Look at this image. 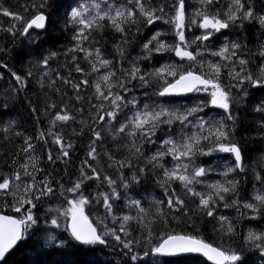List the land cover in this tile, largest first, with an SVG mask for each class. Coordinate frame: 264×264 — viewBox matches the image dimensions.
<instances>
[{"label": "snow or ice", "instance_id": "obj_1", "mask_svg": "<svg viewBox=\"0 0 264 264\" xmlns=\"http://www.w3.org/2000/svg\"><path fill=\"white\" fill-rule=\"evenodd\" d=\"M198 4H0V17L10 21L0 24L6 38L0 44V81L12 78L0 91V132L4 140L20 142L11 155L0 154L7 169H0V264L22 249L33 254L23 264H98L82 257L117 248L120 264H170L161 258L191 254L210 264H264V150L256 167L248 166L245 152L252 139L264 144V8L257 10L250 0ZM257 25L253 52L247 29ZM69 30L71 46L57 47V33ZM109 31L111 51L105 47ZM61 55L67 76L51 68ZM31 81L39 86L36 101L27 97ZM190 94L203 95L191 104L180 102ZM23 100L31 133L14 118ZM41 116L46 128L35 127L43 123ZM242 128L256 136L238 135ZM74 137H87V144L69 172ZM221 154L231 159L201 160L219 161ZM213 173L222 179L209 181ZM150 181L163 189L164 199L146 208L141 193ZM52 202L56 206L41 213ZM221 207L236 217L222 214ZM174 213L187 219L190 230L170 226ZM193 217L214 222L219 239L201 234ZM156 220L162 230L152 227ZM239 224L254 226L244 232Z\"/></svg>", "mask_w": 264, "mask_h": 264}, {"label": "trees", "instance_id": "obj_2", "mask_svg": "<svg viewBox=\"0 0 264 264\" xmlns=\"http://www.w3.org/2000/svg\"><path fill=\"white\" fill-rule=\"evenodd\" d=\"M25 2V0H0V4H3L4 6H8L9 4L16 6L18 4H23ZM221 4H222V0H221ZM219 6V5H218ZM10 21L7 18H2L0 17V24H3L4 26H7L8 23ZM239 34L238 32L233 33V37ZM258 34L257 33V28L255 27H249L247 29V35H248V47L252 48L254 47L257 43L256 39H255V35ZM112 33L109 31L108 35L105 37L108 40V43L105 45V47L111 51L112 48ZM71 36H72V32L71 30L64 32V33H57V37L59 39V45H57V47H59L60 45H68L71 46ZM6 42V38H5V34L3 32H0V44H3ZM9 47H12L11 43L8 44ZM65 60L64 57L61 55L55 62L52 63L51 68L58 70L61 72V74L67 76V70H65L62 65L64 64ZM8 63L10 65L15 64L14 60H9ZM158 66V65H157ZM256 69H253V71H255ZM73 78H78L79 74L75 73L73 71ZM11 77L7 76L5 81H0V91L3 90L4 87H7L10 83H11ZM58 87H61L62 91H67L69 96H74V93L72 92V89L70 86H63L59 83H57ZM34 93H36L37 95L40 94V90H39V86L35 83V81H31L29 84V87L27 89V97L32 99L33 101H36L37 99V95H34ZM90 94V93H89ZM23 95V94H22ZM56 99H58V94L55 97ZM65 101H67V97H65ZM27 104V100H23L22 103H17L15 105V109H14V118L19 119V122L24 126V128L27 129V131L29 133L33 132L34 130V126H33V120L29 119L28 117V113L25 111L23 105ZM85 107H87V105H85ZM42 108V105H41ZM18 113V116H16L15 114ZM41 120L43 121L42 124H36L35 127H47V120L41 116ZM75 126V125H74ZM23 130V129H21ZM68 131L70 132L71 129H68ZM252 135L253 137L256 136V132L254 129H248V132L245 133V130L242 128V130H240L238 135ZM13 141H15V138L12 137L11 138ZM74 142L76 143V150L73 152V160L69 166V172L74 171L75 167L78 166L80 159L83 158L84 156V146L87 144V137H84L82 139H77V138H73ZM19 141H15V143H11L7 140H4L3 138V133L0 132V154H3L5 152H7L9 155H11V153L13 152L15 147L19 146ZM264 148V144H262V142L258 139H252L250 140L246 145H245V152L248 158L253 159L254 161L251 162L250 165H248L249 167H256L257 166V162L258 159L261 155V152L259 154H257V151L259 149H263ZM154 150V149H153ZM120 156H117V159H119ZM45 165H46V160H45ZM0 169L2 170H7L6 168H4L3 166V160H0ZM59 171H63V165H59L58 166ZM250 172V171H249ZM251 173V172H250ZM252 175L248 174L249 177V183L247 185V188L245 189L249 194L251 193V189L250 187L252 186V179H251ZM174 187H177L179 190V186L178 185H173ZM146 191H143L141 194L144 197V206L146 207V205L148 204V200H150V198L148 199L149 195L152 196H156L160 199H164L163 196V189H161L160 187H158L155 183L153 182H149L147 185H145ZM198 190L199 189L198 187ZM134 195V193H133ZM123 204V202H122ZM48 208V206H46L45 208H43L41 210V213H43L46 209ZM125 211H127V209H125ZM165 212H168V209L165 207L164 208ZM100 212H103V209H100ZM152 212H155L154 210H152ZM220 212L222 214L225 215H229L230 217H236L237 213L234 210H226L223 209L221 207ZM172 215H176L177 217H179L178 213H174ZM172 215L168 216V219L170 221V226L171 227H175L178 231L183 229L185 231L190 230L188 225V221L186 218L184 217H179L178 220H173L172 219ZM151 220H155L154 216H150ZM193 219L196 221L197 225L200 226L201 228V234H203L206 238L211 239V240H218V236L216 235V233L213 232V223L214 222H209L207 219H203L201 217H193ZM152 227L154 229L157 230H162L163 229V224L156 220L153 224ZM245 227V224H239L238 225V230L243 231ZM260 227H264V225H261ZM245 232V231H244ZM42 245H44L45 250H49L48 249V245L44 244L43 241H40ZM235 246V243L234 245ZM120 252V249L117 248L115 252H112L109 249H105L103 252L97 250L94 254L93 253H89L85 256H83V259L86 260H92V261H97L98 264H120V260H121V256L118 255V253ZM32 252L30 250H26V249H22L20 252H18L16 255L12 256L9 258L8 260V264H23L24 261H26L28 258H30L32 256ZM60 257H53V259H59ZM253 259H255V257H252ZM163 261H168L170 262V264H201V261H204L202 258L200 257H196V256H182V257H176V258H161ZM205 264H208L206 261H204Z\"/></svg>", "mask_w": 264, "mask_h": 264}, {"label": "rangeland", "instance_id": "obj_3", "mask_svg": "<svg viewBox=\"0 0 264 264\" xmlns=\"http://www.w3.org/2000/svg\"><path fill=\"white\" fill-rule=\"evenodd\" d=\"M194 1H198V0H188V3H192V2H194ZM189 11H191V10H189ZM189 39H190V38H189ZM166 59H167V57H165V60H162L161 63L165 62ZM158 66H159V65H158ZM136 95L140 96L142 100L145 99V98L143 97V95H142V90H138V91L136 92ZM194 95H195V97L198 98V97H202L203 94H194ZM197 98H194L193 101H190L188 104L193 103ZM180 102L182 103V101H180ZM209 181H212V180H209ZM205 190H206V189H205ZM151 200L153 201V199H151ZM150 204H151V203L148 202V204L146 205V208H148V206H149ZM46 206H48V207H55L56 205H55V203H54V204H53V203H50V204L44 205L41 209L45 208ZM243 231H245V230H243ZM41 240L43 241L44 244L47 245V241H46V238H45V234H42V238H41Z\"/></svg>", "mask_w": 264, "mask_h": 264}, {"label": "flooded vegetation", "instance_id": "obj_4", "mask_svg": "<svg viewBox=\"0 0 264 264\" xmlns=\"http://www.w3.org/2000/svg\"><path fill=\"white\" fill-rule=\"evenodd\" d=\"M259 37H260V35H258ZM249 49H251L253 52H255V49H256V45L254 46V47H252V48H249ZM260 61H259V59L257 58V60L254 62V65H253V69H256L255 68V64L256 63H259Z\"/></svg>", "mask_w": 264, "mask_h": 264}, {"label": "bare ground", "instance_id": "obj_5", "mask_svg": "<svg viewBox=\"0 0 264 264\" xmlns=\"http://www.w3.org/2000/svg\"><path fill=\"white\" fill-rule=\"evenodd\" d=\"M255 39H256V35H255ZM241 130H242V129H241ZM251 188H252V186L250 187V189H251ZM249 191H250V190H249ZM249 191H248V192H249ZM52 203L54 204L55 202H52ZM41 210H42V209H41Z\"/></svg>", "mask_w": 264, "mask_h": 264}, {"label": "water", "instance_id": "obj_6", "mask_svg": "<svg viewBox=\"0 0 264 264\" xmlns=\"http://www.w3.org/2000/svg\"><path fill=\"white\" fill-rule=\"evenodd\" d=\"M191 255H197V256H199L198 254H191ZM203 258V257H202ZM205 260H206V258H204ZM208 263H210V262H208Z\"/></svg>", "mask_w": 264, "mask_h": 264}]
</instances>
